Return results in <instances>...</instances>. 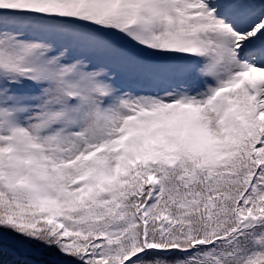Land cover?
Returning a JSON list of instances; mask_svg holds the SVG:
<instances>
[{"label": "snow or ice", "instance_id": "6c2138e0", "mask_svg": "<svg viewBox=\"0 0 264 264\" xmlns=\"http://www.w3.org/2000/svg\"><path fill=\"white\" fill-rule=\"evenodd\" d=\"M0 264H264V0H0Z\"/></svg>", "mask_w": 264, "mask_h": 264}]
</instances>
